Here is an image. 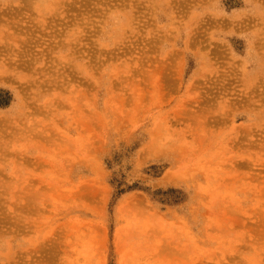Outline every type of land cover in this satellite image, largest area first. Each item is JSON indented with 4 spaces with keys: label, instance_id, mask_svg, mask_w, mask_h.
Instances as JSON below:
<instances>
[{
    "label": "rangeland",
    "instance_id": "374dc122",
    "mask_svg": "<svg viewBox=\"0 0 264 264\" xmlns=\"http://www.w3.org/2000/svg\"><path fill=\"white\" fill-rule=\"evenodd\" d=\"M0 264H264V0H0Z\"/></svg>",
    "mask_w": 264,
    "mask_h": 264
}]
</instances>
